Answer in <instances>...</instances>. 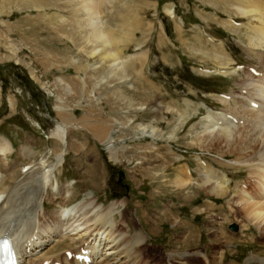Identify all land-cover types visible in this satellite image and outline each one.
I'll return each instance as SVG.
<instances>
[{"label":"rangeland","instance_id":"1","mask_svg":"<svg viewBox=\"0 0 264 264\" xmlns=\"http://www.w3.org/2000/svg\"><path fill=\"white\" fill-rule=\"evenodd\" d=\"M247 1L99 0L97 24L107 29L112 50L124 60L123 70L113 73L112 60H102L99 52L90 55L88 0H0V142L12 149L0 156L2 182L10 184L11 174L19 177L28 165L53 161L60 143L50 135L53 122L42 115L58 121L66 117L72 124L67 155L50 189L55 192L57 184L66 190V184L77 187V199L91 191L104 204L125 202L116 211L123 218L114 214L116 220L156 229L142 246L149 262L164 263L167 253L182 252L189 256L180 263L203 264L204 255L210 261L222 255L221 263H240L259 251L257 244L217 245L209 228L213 221L217 226L219 215L192 213L208 202L206 197L196 187L175 190L168 182L174 168L187 167L196 177L197 158H216L191 145L206 111H219L214 95L232 93L246 72L264 71V48L248 41L260 23L254 13L240 14L235 8H244ZM169 7L171 16L165 12ZM219 43L231 65H223L227 60L212 48ZM214 55L222 59L215 62ZM220 66L235 72L211 73ZM139 127L154 129L155 139L142 137ZM110 139L113 147L107 150ZM187 193L191 196L185 201ZM59 197L47 205L50 212L62 210ZM214 200L216 208L225 207L221 199ZM221 229L235 240L243 235L238 222ZM260 252L264 255V247Z\"/></svg>","mask_w":264,"mask_h":264},{"label":"bare ground","instance_id":"2","mask_svg":"<svg viewBox=\"0 0 264 264\" xmlns=\"http://www.w3.org/2000/svg\"><path fill=\"white\" fill-rule=\"evenodd\" d=\"M99 3V0H88L85 3L84 12L86 11L89 17L88 22L86 20L88 31L85 39L94 45L90 55L101 53L102 60L113 61V73H120L124 67V60L119 59L117 53L112 50V38L110 40L109 35H106L107 29L104 32L102 24L98 25L96 21ZM235 8L240 14L254 13L255 20L260 26L256 24L253 26L248 41L252 47L261 45V48H264V0H248L244 8L238 5ZM165 9L170 16L174 14L170 7ZM221 44L212 48L218 49L223 59L227 60L223 65H229V59L222 52L223 44ZM214 54L222 56L220 53ZM215 55L213 56L215 62H218L217 59H222ZM262 62L264 65V59ZM126 65L129 67L128 64ZM234 72V68L220 66L211 73L222 76ZM245 75V80L241 79L238 83L239 80L237 87L231 90L232 93L216 95V97L213 94V102L219 107V111H206L200 126L201 130L191 144H194L199 151L213 154L216 158L211 161L204 159L203 156V161L197 158L195 169L193 167L196 177L187 167L182 169L178 166L174 168L176 173L174 178L172 177L168 182L175 190L187 191L191 187H196L206 197L208 202L201 209L193 208L192 213L219 215L220 222L217 226L213 221L211 226L213 228H209V233L214 234L213 241L215 240L216 244L247 247L257 244L260 250L251 252L240 263H237L236 259L229 263H221L222 255H217L215 261H213L214 257L210 261L205 255L200 256L204 261L203 264H264V255L260 252L264 247V71L258 72L257 75L249 71ZM142 108L139 107L138 110ZM57 111L62 112L59 108ZM174 112L179 113L177 109ZM58 114L61 118L66 116V114ZM42 116L53 122L54 128L50 135L60 143V151L53 156V161L46 162L43 159L37 164L28 165L17 178L13 177L14 173L11 174L10 184L2 182L3 178L0 175V238L6 237L12 241L18 264H187L180 263L189 256L182 252L167 253L164 263L149 262L143 256L145 250L142 251V246L154 236L156 229L148 225L137 228L127 221L116 220L114 214L122 217L121 212L116 211L122 210L125 202L111 201L104 204L99 202L95 195H91V191L77 199V187L69 188L66 184V187L65 185L63 187L66 190H62V187L59 189L57 184L55 192L50 189L49 182L53 178L56 179L54 171L63 166L64 157L67 155V128L72 127V124L65 121L66 117L58 121L46 113ZM73 127L78 128L75 125ZM139 131L142 137L155 139L154 129L141 127ZM112 141L110 139V142L105 144V149H112ZM11 150L8 142H0L2 158ZM227 170L235 172L229 175ZM242 172L247 173V178L241 179L243 176L238 178ZM88 183L93 185L91 182ZM251 188L255 191L253 195L248 194ZM187 194L185 201L191 196L190 193ZM58 196L62 197V199L59 197L62 201V210L50 212L47 205ZM214 199H221L225 207L216 208ZM215 210L218 212L215 213ZM231 222L240 224V233L243 234L240 239H233L230 233L226 234V231L221 229ZM189 234L192 235L191 231ZM192 256H196V253ZM86 257L90 260L87 263L84 261Z\"/></svg>","mask_w":264,"mask_h":264},{"label":"water","instance_id":"3","mask_svg":"<svg viewBox=\"0 0 264 264\" xmlns=\"http://www.w3.org/2000/svg\"><path fill=\"white\" fill-rule=\"evenodd\" d=\"M119 177L123 175V173L121 171H119L118 173Z\"/></svg>","mask_w":264,"mask_h":264}]
</instances>
